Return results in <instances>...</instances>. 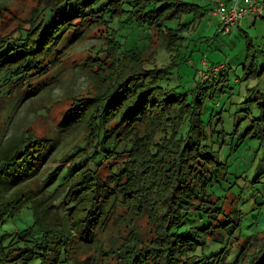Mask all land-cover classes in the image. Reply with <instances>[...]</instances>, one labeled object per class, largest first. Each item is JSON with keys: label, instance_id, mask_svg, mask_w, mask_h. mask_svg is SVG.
Returning <instances> with one entry per match:
<instances>
[{"label": "trees", "instance_id": "1", "mask_svg": "<svg viewBox=\"0 0 264 264\" xmlns=\"http://www.w3.org/2000/svg\"><path fill=\"white\" fill-rule=\"evenodd\" d=\"M195 8L184 0H40L29 27L0 33V111H8L0 122V264H264V236L260 245L249 239L255 252L229 258L240 224L212 207L209 182L221 163L205 144L202 84L194 94L163 86L174 64L144 68V48L122 53L110 29L128 15L155 28L170 52L180 35L167 20ZM7 10L0 3V22ZM98 25L107 43L86 62L95 91L75 98L56 126L83 132V143L56 159V138L28 127L9 135L19 108L53 89L48 74L65 44ZM254 122L264 137V116ZM24 209L30 226H5ZM198 216L207 226H196Z\"/></svg>", "mask_w": 264, "mask_h": 264}, {"label": "rangeland", "instance_id": "2", "mask_svg": "<svg viewBox=\"0 0 264 264\" xmlns=\"http://www.w3.org/2000/svg\"><path fill=\"white\" fill-rule=\"evenodd\" d=\"M184 1L195 4L196 8L167 20V26L177 28L180 35V45L170 52L163 46V37L155 28L141 27L128 15L113 21L110 29L119 41L122 53L135 46L144 48L143 54L148 58L144 68L174 64L168 79L162 82L163 86L194 94L198 91L197 84H202V120L208 136L205 144L209 151L217 154L221 163L218 170L211 173L213 179L208 188L213 195L212 207L224 210L225 215L221 218L229 219L231 224L236 221L240 224L232 234L237 241L229 254L230 260H236L246 248L250 253L257 250V243L249 245V239L259 237L260 245L264 236V137L260 132L257 136L253 126L255 119L264 116V17L246 16L231 33L223 35L218 33L216 18L208 12L220 0ZM222 1L229 3L230 0ZM39 2L0 0L8 8L0 22V33L16 36L20 26L29 27L28 21ZM106 43L103 25L86 29L66 43L62 57L48 74L55 83L53 89L23 104L8 134H17L28 127L37 135L56 138V159L76 144H82L83 132L71 130L60 134L56 126L73 106L75 98L95 91L97 82L86 62L102 51ZM101 55L106 60V54ZM218 65L224 67L216 75L208 69ZM95 69L98 65L93 67ZM205 74L208 75L206 79ZM44 107L47 109L42 111ZM7 112L1 109L0 122ZM207 215L213 220L210 214ZM196 218L197 227L206 224L205 218ZM32 220L31 211L24 209L5 226H10L11 230L23 229L30 226ZM139 223L150 229L146 216H140ZM212 243L209 239L207 245L212 246Z\"/></svg>", "mask_w": 264, "mask_h": 264}, {"label": "built area", "instance_id": "3", "mask_svg": "<svg viewBox=\"0 0 264 264\" xmlns=\"http://www.w3.org/2000/svg\"><path fill=\"white\" fill-rule=\"evenodd\" d=\"M208 12L218 22V33L227 35L240 25L246 16L264 17V0H230L229 3L220 0ZM221 67L224 66L218 65L208 69L216 75ZM207 76L205 74L204 78Z\"/></svg>", "mask_w": 264, "mask_h": 264}]
</instances>
